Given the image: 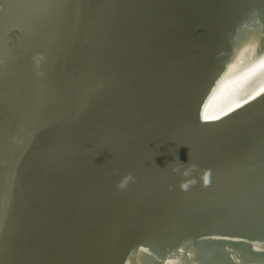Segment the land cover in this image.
Wrapping results in <instances>:
<instances>
[{
	"label": "water",
	"instance_id": "1",
	"mask_svg": "<svg viewBox=\"0 0 264 264\" xmlns=\"http://www.w3.org/2000/svg\"><path fill=\"white\" fill-rule=\"evenodd\" d=\"M0 264H264V0H0Z\"/></svg>",
	"mask_w": 264,
	"mask_h": 264
},
{
	"label": "clouds",
	"instance_id": "2",
	"mask_svg": "<svg viewBox=\"0 0 264 264\" xmlns=\"http://www.w3.org/2000/svg\"><path fill=\"white\" fill-rule=\"evenodd\" d=\"M178 159V157H177ZM181 165H185L186 167H184V170L183 172H181V175L183 176H188L190 175V169L191 168H194L195 165H189L188 163L187 164H183V163H180ZM179 169H174V171H178ZM135 181V177L132 175L131 172H129L128 174L124 175L120 180L119 182L117 183L116 187L118 190H126L127 187L129 186L130 183L134 182ZM179 187L181 188V190H187L188 187H189V182L187 180H183L181 181Z\"/></svg>",
	"mask_w": 264,
	"mask_h": 264
}]
</instances>
